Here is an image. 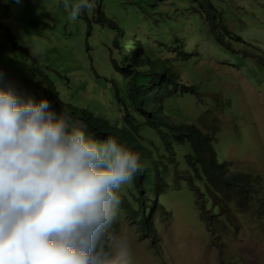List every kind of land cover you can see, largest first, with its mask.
<instances>
[{"label":"rangeland","instance_id":"1","mask_svg":"<svg viewBox=\"0 0 264 264\" xmlns=\"http://www.w3.org/2000/svg\"><path fill=\"white\" fill-rule=\"evenodd\" d=\"M208 1L232 31L229 49L214 38L206 0H90L94 7L76 21L70 12L77 0H0V14L7 9L3 23L16 41L0 26V88L11 85L21 97L36 101V85L45 74L65 102L120 116L115 94L125 91L110 68L113 31L93 18L99 3L122 27L121 41L136 36L154 58L176 59L181 84L200 95L198 100L191 92H178L165 99L166 115L197 126L201 120L221 161L234 172L260 175L264 196V0ZM36 48L42 54L33 57ZM179 183L163 197L166 213L154 218L155 239L130 218L132 182L119 190L113 235L129 241L132 264H264V207L256 215L257 204L250 201L235 210L242 213L231 212V224L214 220L209 230L185 179Z\"/></svg>","mask_w":264,"mask_h":264},{"label":"clouds","instance_id":"2","mask_svg":"<svg viewBox=\"0 0 264 264\" xmlns=\"http://www.w3.org/2000/svg\"><path fill=\"white\" fill-rule=\"evenodd\" d=\"M93 7L77 0L70 19ZM50 108L0 88V264H132L129 241L109 229L119 190L143 172L139 154Z\"/></svg>","mask_w":264,"mask_h":264},{"label":"trees","instance_id":"3","mask_svg":"<svg viewBox=\"0 0 264 264\" xmlns=\"http://www.w3.org/2000/svg\"><path fill=\"white\" fill-rule=\"evenodd\" d=\"M206 3L211 9L208 13L212 16L210 27L214 38L221 47L229 49L232 31L223 24L222 11L208 0ZM93 11V18L113 31L110 42L115 48V57L110 60V68L117 74L118 86H124L123 95L115 94L122 114L116 117L113 111L105 110L95 113L91 108L65 102L45 74L36 85V102L48 100L51 111L57 115L68 112L74 122H83L87 126L86 134L94 139L104 141L113 137L139 154L143 172L131 181L135 192L131 217L137 218L139 228L155 239L153 218L166 213L163 197L180 188V179H185L198 217L209 230H213L214 220L231 224V212L235 214L236 209L245 208L250 201L257 204L255 214H259L264 207L260 175L230 170L216 152L215 138L203 130L206 127L201 120L198 126L176 123L166 115L165 99L178 92H191L198 100L200 95L194 87L185 82L181 84V77L174 67L176 59L154 58L136 36L134 41L129 38L127 42L121 41L122 27L106 15L99 3ZM6 17L7 9L0 14V26L16 44L3 23ZM182 59H186V54ZM149 132L154 134L153 138L146 136ZM109 232L114 234L113 224Z\"/></svg>","mask_w":264,"mask_h":264}]
</instances>
